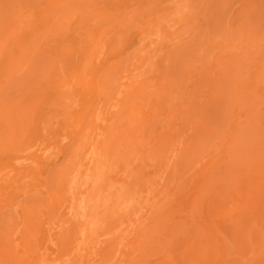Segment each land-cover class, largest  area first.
Returning a JSON list of instances; mask_svg holds the SVG:
<instances>
[{
  "label": "rangeland",
  "instance_id": "rangeland-1",
  "mask_svg": "<svg viewBox=\"0 0 264 264\" xmlns=\"http://www.w3.org/2000/svg\"><path fill=\"white\" fill-rule=\"evenodd\" d=\"M0 264H264V0H0Z\"/></svg>",
  "mask_w": 264,
  "mask_h": 264
},
{
  "label": "bare ground",
  "instance_id": "bare-ground-1",
  "mask_svg": "<svg viewBox=\"0 0 264 264\" xmlns=\"http://www.w3.org/2000/svg\"><path fill=\"white\" fill-rule=\"evenodd\" d=\"M151 205H152V204H151ZM151 205H150V206H151ZM82 209H83V208L81 207V211H82ZM81 211H80V212H81ZM95 213H96V211H95V210H92V211H91V215H93V216H94V215H95ZM96 223H97V221L95 222V224H96Z\"/></svg>",
  "mask_w": 264,
  "mask_h": 264
}]
</instances>
